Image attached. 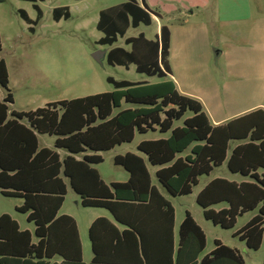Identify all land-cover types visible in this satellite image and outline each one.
<instances>
[{
    "label": "trees",
    "instance_id": "1",
    "mask_svg": "<svg viewBox=\"0 0 264 264\" xmlns=\"http://www.w3.org/2000/svg\"><path fill=\"white\" fill-rule=\"evenodd\" d=\"M21 1L35 3L34 21L20 10L33 33L43 19L36 3L44 0ZM153 15L160 14L137 0L101 11L97 30L104 37L97 44L113 46L130 28L152 25ZM53 18L69 20V8L54 9ZM125 45L131 51L116 47L108 52L109 65L135 64L138 73L159 79L171 74L167 26L155 41L141 34L127 38ZM107 81L116 91L16 112L8 69L0 60V88L6 92L0 93V191L5 197L22 199L16 210L35 226L32 233L22 230L10 215L0 216V264H86L75 219L59 215L68 185L82 207L105 209L115 222L98 218L90 226L93 258L88 264H246L237 249L219 240L202 257L206 234L188 211L176 239L175 209L153 185L146 160L161 168L155 176L172 197L191 195L199 178L224 163L233 174L247 178L241 184L215 179L197 195L196 203L205 220L224 230L234 229L238 218L257 211L233 236L249 250L259 251L264 246V111L213 127L202 104L174 88ZM137 133L160 138L138 145L146 160L133 153L116 156L114 164L129 174V180L106 184L95 168L103 163L99 153L132 143ZM38 136L54 137V149L40 147ZM232 141L247 143L228 156ZM59 150L66 155L62 157ZM220 204L228 207L213 209ZM57 257L60 263L53 262Z\"/></svg>",
    "mask_w": 264,
    "mask_h": 264
},
{
    "label": "rangeland",
    "instance_id": "2",
    "mask_svg": "<svg viewBox=\"0 0 264 264\" xmlns=\"http://www.w3.org/2000/svg\"><path fill=\"white\" fill-rule=\"evenodd\" d=\"M123 1L44 0L37 2L36 5L43 12L41 22L43 26L35 27L37 31L35 35L28 30L29 24L20 15V10H24L32 19L36 20L37 10L34 7L35 3L21 0H6L4 3H0V38L2 43L0 58H4L8 62V69L10 71L9 89L15 98L14 110L18 112H29L43 108L50 102L84 97L96 91L101 93L114 92L116 89L108 84V77L134 83L142 81L156 83L159 81L157 78H148L144 75H139L134 70L127 72L124 68L112 67L107 62L100 65L92 57L98 51H105V48L96 43L103 36L96 29L99 12L102 9L120 4ZM57 7L70 8L71 19L56 23L53 20L52 11ZM183 19L189 23L201 20L196 15L191 18L187 15L180 16L178 13L170 17V22L174 26H178ZM157 31L158 22L151 27L141 26L137 30L132 29L128 33V36L136 37L140 33H144L148 38L153 39ZM223 39V35L220 39V35L217 38L215 33L206 34L197 32L195 27L191 25L186 28L185 32L182 31V34L179 33L175 38L177 57H174V61L186 72L184 76L191 73V75L196 77L197 73L202 75L201 72L207 69L208 58L205 59V55L210 43L215 44L208 51L215 72L219 73L220 69H224L231 56L226 53L224 56L215 60L216 54L214 52L215 50L221 51V48L225 50L228 48V45L222 43ZM122 45L121 41L117 44V46ZM163 80L166 81V79ZM246 80L248 79L243 77V83H247ZM170 81L177 85L179 80L172 81L170 79ZM191 81L196 85L197 79L194 78ZM204 81L203 76L202 82ZM91 83H94L93 85L96 86L90 90L88 85ZM255 89V86L250 87L251 94ZM0 90L3 95L6 93L5 90L1 88ZM251 100L252 102L249 104L256 103L258 97L255 96V99ZM245 102L247 103V100ZM245 102L238 103V105ZM125 107L127 106L124 105ZM155 138H158L157 134L153 135L149 133L148 135H140L137 133L132 143L123 144L115 147L111 151L100 153L103 163L97 166V169L103 180L108 184L113 181L125 182L128 173L122 167L114 164L115 157L119 155L123 156L127 153L139 155L140 153L137 150L139 143L143 140H152ZM54 142V137H40L42 147L54 149ZM222 171L224 170L221 169L215 173L217 176H221ZM224 176H229V174L225 173ZM207 179V176L201 177L199 179V185L194 188L191 195L169 198L176 211V231L185 213L188 211L207 236V247L202 256L214 249L215 240H220L227 246L237 248L246 261V264H263L264 247L257 252H247L244 244L233 236L257 212L238 218V222L232 230H224L214 226L212 222L205 220L203 210L197 205L196 198L207 182ZM76 197L70 190L61 213L74 216L84 235L87 232L86 226L88 221L94 216H106L111 219L110 214L104 209L83 208L77 204L78 199ZM22 204L23 201L21 199L5 197L0 191V215L10 214L12 218L19 222L23 229L30 230L33 233L35 230L34 224L28 222L26 214L19 213L16 210ZM218 209L216 208V210Z\"/></svg>",
    "mask_w": 264,
    "mask_h": 264
},
{
    "label": "crops",
    "instance_id": "3",
    "mask_svg": "<svg viewBox=\"0 0 264 264\" xmlns=\"http://www.w3.org/2000/svg\"><path fill=\"white\" fill-rule=\"evenodd\" d=\"M81 1H87V0H81ZM126 1L127 0H124L120 4L102 9L101 11L115 7V6H118V5H121V4L125 3ZM137 1L140 4L146 3L152 11L158 12L160 14L159 16L153 15L152 16V18H153L152 25L145 26V27H151L156 22H158V31L156 34H154V38L153 39L148 38L144 33H140L138 36L143 34L147 40L155 41L157 39V37L160 35L161 28L163 26H167L170 29L171 47H170L169 65H170V69H171V74H167V77L164 78V79H166V81H164L163 79H159L157 77H148L144 74L138 73L135 64H131L129 67H123V66H112V67L124 68L127 72H131V70H134L139 75H144L148 78L159 79V81H157L156 83H151L149 81H142V82H135V83L131 82V83L144 84V85H148V86H157L158 85L159 87L160 86L164 87V89L174 88L180 94L186 95V96H189L191 98L198 100L202 104L204 112L208 116L210 123L212 124L213 127L225 126V125L231 123L232 121H235L241 117L250 115L251 113H254L256 111H259V110L264 111V102H263V100H264V0H137ZM57 8H60V7H57ZM54 9H56V8H54ZM69 10H70V8H69ZM101 11L99 12L97 24H98L99 19H100ZM70 13H71V10H70ZM178 13L180 14V16L187 15L188 17H191V18H193L196 15V16H199L201 18V20L200 21L197 20L195 22L189 23L188 21L186 22L183 19V20H181L180 24H178V26L175 25L176 26L175 27L174 24H172L170 22V17L175 15V14H178ZM197 14H200V15H197ZM27 15H28L29 19L34 21V19H32L28 13H27ZM52 16H53V11H52ZM71 17H72V15H71ZM53 20H54V18H53ZM54 21L56 23H60L62 20H60L59 22L56 20H54ZM65 21H68V20H65ZM97 24H96V29H97ZM189 25L195 27L196 31L200 32V33L201 32L206 33V34L215 33V36L217 38L220 35V39H221V36L223 35V38H224L223 41L222 40H219V41H222V43H224L225 45H228V48L226 47L227 48L226 50L224 48H221V51L215 50L214 51L216 54L215 60L224 56V54H226V53H228L231 56V58H229V60L227 61L224 69H220L219 73H216L214 68H213V65L211 63V58L208 55V51H209L210 47H213V45H215V44L210 43V45L206 49V55H205V59L208 58V62H207L208 66L204 72H201L202 75L204 76V79H205L204 82H202L203 76L200 73H197L196 77L191 75V73L187 76H184V73H186V72L183 70V68L181 69L174 61V57H177V47H175V38L177 37V35L179 33L182 34V31L185 32L186 28ZM38 26H43V25L41 23ZM141 26H144V25H141ZM30 27H32V26L29 25L28 30ZM140 27H138L136 29L130 28L127 31L125 37L119 38L117 43H115L111 47L101 46V47L105 48V51H106V55H105V58L103 60V64H104V62H107V60H106L107 54L113 48L120 47V48H124L127 51H131V47L125 45V40L127 38L138 37V36L129 37L128 33L130 32V30H132V29L137 30ZM175 30H176V32H175ZM33 31H34L33 33L31 31L30 32L33 35H35L37 32L35 27H34ZM98 32H100V31H98ZM100 33L103 35L101 38H103L104 34L102 32H100ZM120 41L123 45L117 46V44ZM221 47H223V46H221ZM0 60H4V62L6 63L7 69H8V62L4 58H0ZM8 73L10 74L9 69H8ZM185 77H186V79H185ZM243 77L248 79V80H246L247 83H243ZM108 78H112V77H108ZM190 78L191 79H194V78L197 79L196 85L194 84L193 81H191ZM170 79L172 81L173 80H175V81L179 80V81L177 82V85H175L174 83H172L170 81ZM9 80H10V75H9ZM114 80H116V79H114ZM116 81H127V80H116ZM128 82H130V81H128ZM93 84L94 83H91L88 85L89 86L88 88L90 90L96 86ZM253 86H255L256 89L251 94L250 87H253ZM144 90H148V89H144ZM147 92H149V91H147ZM0 93L3 96L1 90H0ZM97 94H102V93L99 91H96V92H92L91 94H88L84 97L91 96V95H97ZM255 96L258 97V101H256V103L249 104L250 102H252L251 99H255ZM79 98H82V97H79ZM13 99H14V103H15V98H13ZM74 99H76V98H74ZM245 100H247V103L245 102ZM242 102H245V103L238 105V103H242ZM50 103H55V102H50ZM50 103H48V104H50ZM14 106H15V104L12 105L13 110H14ZM14 111H16V110H14ZM16 112H18V111H16ZM24 112H27V111H24ZM153 135H155V134H153ZM38 137H39V143H40V137H42V136H38ZM157 137L158 138H155V139L160 138L158 135H157ZM246 143H247V141H232V142H230L228 156L231 155V153L233 152L234 149H236L239 146L246 144ZM40 147H42L41 144H40ZM42 148H47V147H42ZM58 152L62 157H64L66 155V153L62 150H59ZM140 154H139V156H141L145 160L147 159L146 155H144L142 153H140ZM99 155H100V153H99ZM146 163H147L148 171H149L151 178H152L153 185L159 190L160 194L163 195L165 197V199L168 200L170 202V204L172 205L171 201L169 200V198H172V196H170L165 191V189L159 184V182L155 176L156 172L158 170H160L161 168L152 167L147 162V160H146ZM95 168L97 169V166H95ZM221 169L224 170L225 172L222 171L221 176H217L215 172L218 170H221ZM225 173H228L229 176H224ZM101 178H102V176H101ZM207 178H208L207 182L205 183L203 188L215 179H226L229 181H234L238 184H241L242 182L248 181L247 178L242 177L240 174H233L232 172H230V170L228 169L227 163H224L221 167L216 168L209 176H207ZM128 180H129V174H128L127 180L125 182H127ZM116 182L117 181L110 182L109 184L106 182L105 183L110 185V184L116 183ZM120 183H123V182H120ZM199 183H200V180H199ZM70 190L77 196L76 197L78 199L77 204L81 205L80 197L72 190L70 185H68V194H69ZM201 190H200V192H201ZM68 194L66 195V197L68 196ZM66 197H65V201H64V204L60 210L59 215H69L70 216V214L61 213V211L65 205V202H66ZM227 207H228L227 204H220V205L213 207V209L216 210V208H219L218 210H221V209H224ZM87 209H102V208H87ZM218 210H216V211H218ZM254 212H257V211H254ZM254 212L246 213L242 217L247 216V215L254 213ZM108 213L110 214V212H108ZM1 215H3V214H1ZM8 215H10V214H8ZM256 215H254L252 218H254ZM110 216H111V219L107 218L106 216H99V215H96L92 219H90L87 223V226H86L87 232L85 235L81 231V228L79 226L77 219L74 216H71L75 219V221L78 225L80 240H81L82 248H83V260H84V262H86V264L90 263L92 261V258H93L91 243H90V240L88 237L89 228L93 224V222L95 220H97L98 218H107L111 222L115 223L111 214H110ZM252 218L249 221H251ZM183 220H184V218L181 220V223L183 222ZM248 222H246V224ZM176 223H177V219H176V211H175V236L177 239L179 228L176 231ZM18 224H19V222H18ZM180 225H179V227H180ZM19 226L22 230H27V229H23L20 224H19ZM153 236H155L154 238H156L155 233ZM206 238H207V236H206ZM165 242H166V232L164 233V243ZM241 243H243V242H241ZM165 246H166V243H165ZM244 246H245L247 252L251 251L246 247L245 244H244ZM206 247H207V245H206ZM235 249H237V248H235ZM213 250H211L206 255H209ZM206 255H204V256H206ZM204 256H202V257H204ZM53 262L60 263L61 259L57 257L53 260ZM263 263H264V261H263Z\"/></svg>",
    "mask_w": 264,
    "mask_h": 264
},
{
    "label": "water",
    "instance_id": "4",
    "mask_svg": "<svg viewBox=\"0 0 264 264\" xmlns=\"http://www.w3.org/2000/svg\"><path fill=\"white\" fill-rule=\"evenodd\" d=\"M106 51H98L93 54V59L100 65H103V60L105 58Z\"/></svg>",
    "mask_w": 264,
    "mask_h": 264
}]
</instances>
